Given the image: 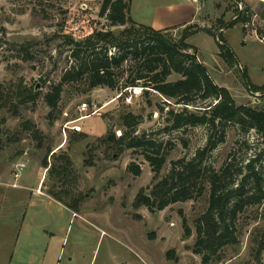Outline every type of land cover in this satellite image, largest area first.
<instances>
[{
    "label": "rangeland",
    "instance_id": "1",
    "mask_svg": "<svg viewBox=\"0 0 264 264\" xmlns=\"http://www.w3.org/2000/svg\"><path fill=\"white\" fill-rule=\"evenodd\" d=\"M132 1L139 19H146L148 11L140 0ZM198 1V20L171 27L167 35L176 40L195 26L215 34L221 28L235 54L234 63L219 56L214 35L203 31L185 39L195 48L187 51L195 53L213 81L226 87L236 104L264 108V95L251 94L243 76L244 70L253 84L264 82V0ZM101 2L0 0V263L201 264L200 255L192 251L194 219L207 206V188L193 199L153 212L144 206L134 207L133 199L141 187L149 191L168 170L170 160L192 156L205 144L210 129L200 124L164 131L167 109L181 104L149 87L146 96H132L129 103L116 97L123 89L96 86L87 90L83 84H64L54 109L43 99L49 85L59 81L71 64L67 37L80 40L94 30L110 29L117 34L122 29L123 25H109L99 14ZM238 11L245 21L226 25ZM127 73L120 75L119 84L123 85ZM179 77L171 72L167 80ZM81 102L91 104L90 108L79 111ZM92 104L98 107L97 113L76 121L80 131L67 129L64 134L62 122L89 112ZM126 112L140 116L135 133H144L167 147L155 179L139 150L118 151L100 141L107 131L115 136L121 133L120 116ZM221 129L224 140L217 142L206 158L213 168L229 161L234 172L261 151L259 134L253 128L244 130L234 122L219 124L211 129L214 138ZM65 154L71 164L60 181L48 168H58ZM18 160H24L25 167L15 177ZM129 162L139 166L138 175L126 168ZM261 166L264 181V153ZM33 191L38 195H31ZM49 191L66 202L81 193V204L77 210L63 206L45 197L51 196ZM183 224L190 229L186 237ZM236 224V243L225 246L221 258L207 264H264V251L255 255L264 226V197L260 204L238 211ZM167 252L173 258H168Z\"/></svg>",
    "mask_w": 264,
    "mask_h": 264
},
{
    "label": "trees",
    "instance_id": "2",
    "mask_svg": "<svg viewBox=\"0 0 264 264\" xmlns=\"http://www.w3.org/2000/svg\"><path fill=\"white\" fill-rule=\"evenodd\" d=\"M99 14L103 15L109 25H123L115 34L110 29L94 30L83 39L74 40L67 37L71 44L69 56L71 64L62 72L59 81L49 85L43 93L45 103L54 109L60 98L64 84L82 85L86 89L104 86L109 89H123L140 85L143 95L148 94V87L156 90L180 108L170 107L165 114L164 131L183 126L205 125L209 130L206 142L196 148L190 157L181 156L170 160L168 170L156 179L144 192L141 187L135 194L133 206H144L150 212L161 210L170 203L193 199L208 189L207 206L194 219L195 238L192 251L200 255V263L207 264L213 259H220L225 246L237 241L236 217L244 206L258 205L264 197L261 157L264 153V108L256 109L248 104H236L228 89L216 84L210 77L204 64L196 59L193 45L185 41L191 34L204 31L215 37L218 54L227 63L236 61L235 54L226 44L222 33L212 32L209 28L195 26L185 31L178 39L167 35L168 28L156 29L133 21L129 15V0H102ZM246 17L238 15L233 21H245ZM127 63L125 68L122 67ZM127 71L123 85L119 84L120 75ZM171 72L180 75L175 80H167ZM245 86L252 94L264 95V82L260 85L249 81L243 70ZM23 96L24 92H21ZM188 105L194 106L193 108ZM122 131L118 136L107 131L101 142L112 144L116 150L130 148L140 151L153 173L157 177L165 162L167 147L144 133H135L140 116L126 112L120 116ZM234 122L242 129L253 128L259 134L261 151L248 157L234 172L230 170L231 162L227 161L215 169L206 164V158L217 142L224 140V129L216 131L213 137L211 129L219 124ZM215 132V131H214ZM84 137V134L78 136ZM64 162L48 169L63 181L69 168L70 158L61 156ZM126 168L134 175L140 173L138 165L129 162ZM57 201L73 210L81 204L82 194L78 193L69 202L64 201L55 192H48ZM184 226V224H183ZM190 234L184 226L183 235ZM264 251V226L259 231L255 255ZM168 258H173L167 252ZM264 260V256L262 258ZM5 264V263H0Z\"/></svg>",
    "mask_w": 264,
    "mask_h": 264
},
{
    "label": "crops",
    "instance_id": "3",
    "mask_svg": "<svg viewBox=\"0 0 264 264\" xmlns=\"http://www.w3.org/2000/svg\"><path fill=\"white\" fill-rule=\"evenodd\" d=\"M136 4L137 2L135 5ZM140 4L148 11L147 18L144 20L139 19V13L133 9L134 2L131 0L129 6V15L131 19L137 23L150 25L156 29H169L171 27L184 26L197 21V15L199 14L201 5L198 0H140ZM220 29L221 28L218 30L221 31ZM31 195L38 194L33 191ZM45 197L54 199L49 195H45Z\"/></svg>",
    "mask_w": 264,
    "mask_h": 264
},
{
    "label": "built area",
    "instance_id": "4",
    "mask_svg": "<svg viewBox=\"0 0 264 264\" xmlns=\"http://www.w3.org/2000/svg\"><path fill=\"white\" fill-rule=\"evenodd\" d=\"M238 67L240 69H242V67L240 65H238ZM142 91H143V87L140 85L128 86V87L123 88V92L117 93L116 97L117 98L121 97V100L123 102L129 103L132 96H138L142 93ZM257 93H258L257 91H254L252 94L255 95ZM92 105H93L92 106L93 108L89 112L81 113L78 116H75L74 118L65 119L61 125L62 132L65 134V130H67V129L75 131V132L80 131L81 127H80V125L76 124V121L86 117L89 114L97 113L98 107L95 106L94 104H92ZM90 106H91V104H90ZM90 106L87 102H81V103L77 104V109L79 111H82V110L90 108ZM64 114H66V113H64ZM24 167H25V161L24 160H18L14 166V173H13L14 176L15 177L18 176L19 172Z\"/></svg>",
    "mask_w": 264,
    "mask_h": 264
}]
</instances>
